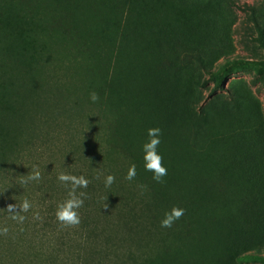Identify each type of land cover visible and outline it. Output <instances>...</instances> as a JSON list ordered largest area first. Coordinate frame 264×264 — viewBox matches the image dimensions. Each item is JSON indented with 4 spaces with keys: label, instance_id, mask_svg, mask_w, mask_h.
Listing matches in <instances>:
<instances>
[{
    "label": "rangeland",
    "instance_id": "obj_1",
    "mask_svg": "<svg viewBox=\"0 0 264 264\" xmlns=\"http://www.w3.org/2000/svg\"><path fill=\"white\" fill-rule=\"evenodd\" d=\"M130 3L137 11V25L149 33L146 38L152 45L175 34L203 49L222 46L230 59L264 61L254 25L264 28V0ZM7 40L0 45L16 53L25 70H0V105L5 103L9 117L15 118L0 129V228L9 229L6 236L0 235V264H144L149 254L148 215L140 205L144 192L135 180L125 179L130 163L111 153L105 143L107 114L88 97L94 81L81 69L86 60L66 54L60 40L57 44L45 39L43 44L41 33L26 25L18 40L9 36ZM222 61L219 58L212 70ZM210 88L208 83L197 91L200 104L211 98ZM216 94L225 101L230 94L237 95L243 104L242 113L228 118L231 130L223 150L230 153L235 178L254 191L237 212L241 221L232 215L234 252L263 255L264 69L231 74ZM33 167L41 172V180L22 183ZM61 172L90 181L87 188L77 189L86 193L77 227H64L56 219L57 206L68 199L69 191L57 179ZM107 175L115 181L106 188ZM24 199L32 208L21 213L27 218L18 224L5 210ZM36 211L41 220L33 219Z\"/></svg>",
    "mask_w": 264,
    "mask_h": 264
},
{
    "label": "trees",
    "instance_id": "obj_2",
    "mask_svg": "<svg viewBox=\"0 0 264 264\" xmlns=\"http://www.w3.org/2000/svg\"><path fill=\"white\" fill-rule=\"evenodd\" d=\"M137 16L130 0H0V42L8 36L18 40L26 25L41 33L43 44L60 40L66 54L86 60L81 69L94 81L88 97L96 92L95 103L107 114L105 143L135 164L134 180L145 186L140 205L148 215L149 254L144 264H264V254L234 252L236 229L230 224L254 191L235 178L230 153L223 150L228 118L242 113L243 104L237 95L225 101L216 94L228 76L264 69V61L230 59L222 46L203 49L175 34L152 45ZM254 25L264 51V28ZM219 58L223 61L212 70ZM22 62L0 45V70L24 71ZM208 83L211 98L200 104L197 91ZM13 119L2 103L0 129ZM151 128L161 130L157 153L167 169L161 183L144 167L142 148ZM173 207L184 209V215L162 228Z\"/></svg>",
    "mask_w": 264,
    "mask_h": 264
},
{
    "label": "clouds",
    "instance_id": "obj_3",
    "mask_svg": "<svg viewBox=\"0 0 264 264\" xmlns=\"http://www.w3.org/2000/svg\"><path fill=\"white\" fill-rule=\"evenodd\" d=\"M90 99L93 103L99 100V96L96 92L90 94ZM147 135L149 140L143 145L145 161L144 167L146 171L153 173V180L157 183L162 182V178L167 175V169L163 166V158L157 153V147L161 143L160 135L161 130L159 128L148 129ZM136 177V166L135 164L131 165L128 169L125 179L128 181L134 180ZM99 177H97L98 179ZM58 181L66 188L68 191V199L63 203L58 204L57 211L55 213L57 221L64 227H77L80 224V216L78 209L83 206L84 199L86 197L85 192L77 193L79 188H87L90 183L84 176H76L65 174L61 172L57 176ZM41 172L37 167H33L32 172L22 181V183L27 184L31 181H40ZM115 181L113 175H107L104 179L105 187H110ZM141 188L145 187L140 185ZM105 207H107L105 205ZM32 208V204L29 200L24 199L19 205L9 204L6 208V212L10 218L16 221L18 224H23L26 220V216L21 213H27ZM184 215V209L173 207L169 212H166L164 218L160 222L162 228H171L173 224L179 220ZM34 220H41V216L38 211L33 212ZM9 232L7 227L0 228V235L6 236Z\"/></svg>",
    "mask_w": 264,
    "mask_h": 264
}]
</instances>
